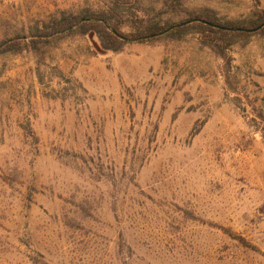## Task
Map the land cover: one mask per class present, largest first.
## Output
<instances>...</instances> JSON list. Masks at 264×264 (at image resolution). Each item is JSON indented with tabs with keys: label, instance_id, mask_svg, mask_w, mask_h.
I'll use <instances>...</instances> for the list:
<instances>
[{
	"label": "rangeland",
	"instance_id": "374dc122",
	"mask_svg": "<svg viewBox=\"0 0 264 264\" xmlns=\"http://www.w3.org/2000/svg\"><path fill=\"white\" fill-rule=\"evenodd\" d=\"M103 7L0 0V41ZM96 53L69 36L0 55V264H264V34L227 64L194 34Z\"/></svg>",
	"mask_w": 264,
	"mask_h": 264
},
{
	"label": "trees",
	"instance_id": "16d2710c",
	"mask_svg": "<svg viewBox=\"0 0 264 264\" xmlns=\"http://www.w3.org/2000/svg\"><path fill=\"white\" fill-rule=\"evenodd\" d=\"M102 9L63 11L47 20H36L27 33L0 41V55L39 54L69 36L89 37L96 54L119 53L130 42L180 41L197 35L202 47L228 63V51L264 34V10H253L241 20H226L208 8L188 9L183 0H99ZM225 70L229 68L225 65ZM264 143V130L261 132Z\"/></svg>",
	"mask_w": 264,
	"mask_h": 264
},
{
	"label": "water",
	"instance_id": "95a60500",
	"mask_svg": "<svg viewBox=\"0 0 264 264\" xmlns=\"http://www.w3.org/2000/svg\"><path fill=\"white\" fill-rule=\"evenodd\" d=\"M262 26H264V24H263V25H260L259 27H257V28L254 29L253 31H256V30L260 29Z\"/></svg>",
	"mask_w": 264,
	"mask_h": 264
}]
</instances>
